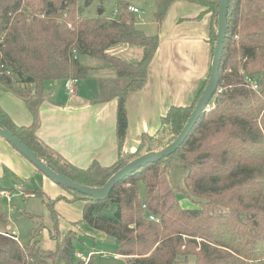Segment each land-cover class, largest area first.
Instances as JSON below:
<instances>
[{
    "label": "trees",
    "instance_id": "trees-1",
    "mask_svg": "<svg viewBox=\"0 0 264 264\" xmlns=\"http://www.w3.org/2000/svg\"><path fill=\"white\" fill-rule=\"evenodd\" d=\"M174 1L197 4L211 14L208 42L213 57L218 0H154L155 22H161ZM129 7L118 0L115 19L84 18L79 16L77 0H0V89L17 96L32 118L29 126L20 127L0 108V126L50 169L80 186L101 188L132 160L170 145L187 124L209 78L190 106L170 107L155 134L140 135L136 150L123 152L126 103L144 87L159 44L156 35L137 29ZM228 23L218 91L181 147L122 180L105 201L64 188L71 202L84 203L81 223L114 239V255L127 264H264V0H230ZM116 45L141 47V60L129 64L110 56L108 51ZM81 56L101 60L115 72V79L98 80L97 95L91 100L92 104L117 102V160L108 167L93 163L78 169L56 157L35 136L45 84L87 79L89 69L80 65ZM246 77L257 78V90L246 84ZM178 170L186 171L183 187L170 185L160 192L162 177L169 179ZM179 193L195 207L181 208ZM53 203L47 202L54 251L43 249L37 240L42 225L33 230L27 244H21L0 212V264L70 259L75 235L69 231L57 238ZM111 207L112 215L105 216Z\"/></svg>",
    "mask_w": 264,
    "mask_h": 264
},
{
    "label": "crops",
    "instance_id": "crops-1",
    "mask_svg": "<svg viewBox=\"0 0 264 264\" xmlns=\"http://www.w3.org/2000/svg\"><path fill=\"white\" fill-rule=\"evenodd\" d=\"M141 1L139 0V7L129 3L131 7L141 12L139 22L135 23V26L147 36L156 35L159 44L147 69L144 87L132 94L126 103L128 124L124 143L126 153H133L136 150L140 135L151 136L157 132L161 117L170 107H188L193 103L209 76L212 60L208 42L211 14L207 13L205 8L186 1H174L158 23L154 20L155 2L152 1L154 3L152 18L145 19L142 6L144 3ZM108 54L132 64L141 60L143 50L137 46L116 45ZM79 63L88 68L89 72L87 79L73 82L74 94L66 91L65 82L54 81L49 89L45 84L46 96L38 108L39 126L35 136L58 158L78 169H87L93 163L108 167L117 160L115 139L117 102L113 100L92 104L91 100L97 95L98 80L115 79V72L106 67L101 60L88 56L79 57ZM0 108L17 126H29L32 122L24 103L17 96L1 89ZM39 176L40 174L27 160L0 139V188L2 192L8 194L1 199L9 201L11 191L24 193V197L28 196L29 194L25 192L27 181ZM40 177L39 180L46 189L47 182L44 180L46 178ZM2 183L14 190L3 189ZM52 198L65 199V196L62 192H57ZM52 198L50 200L54 201ZM71 199L72 197L66 198L72 204L67 205V209L79 212L80 216L73 217L68 210L70 217L66 216L67 219L62 220V228L66 230L64 235L69 231L75 232L72 228H76L82 218L84 203H78L80 207L73 206L74 203L81 201L71 202ZM58 206L59 202L53 205L54 211L57 216H62ZM68 225L71 226L70 230L66 228ZM8 231L12 232L9 226ZM76 254L84 256L81 253ZM117 258L121 257L117 256L114 259Z\"/></svg>",
    "mask_w": 264,
    "mask_h": 264
},
{
    "label": "rangeland",
    "instance_id": "rangeland-1",
    "mask_svg": "<svg viewBox=\"0 0 264 264\" xmlns=\"http://www.w3.org/2000/svg\"><path fill=\"white\" fill-rule=\"evenodd\" d=\"M118 0H77L78 12L79 16L84 18H95L99 16H103L107 19H115L116 18V3ZM128 3L136 4L139 7V0H123ZM143 1V2H142ZM141 2L144 3L142 5L144 9L143 18L148 19L152 18V13L154 12V0H142ZM153 3V4H152ZM102 12V14H100ZM142 18V19H143ZM135 21L136 23L139 22V15L135 14ZM254 79L257 80L256 77ZM255 81V80H254ZM54 82L46 83V88L49 89V86H52ZM60 83V82H58ZM31 88H33L31 86ZM123 152L124 146H123ZM57 157V156H56ZM41 176V175H40ZM37 177L36 179L33 177L31 180L27 181L26 189L27 190H41L43 191L41 194H29L28 196L24 197L23 194H20L15 191H11L10 199H1L4 196L6 197L8 194L4 192H0V212H3L9 221V227L14 235L17 236L18 240L21 244H27L30 241L31 233L33 230L38 228L42 225V229L37 237V240L40 242V246L49 251H53L56 248V240H53L49 236V232L52 230V217L51 211L47 207V202L52 198L54 194L57 192H62L65 196V199H53L55 205L56 202H59L58 211L62 214V216H57V223H58V236L59 240L63 237L64 230L62 228L63 222L62 220H66V216H80L79 212H76L72 209H67V205L72 206L67 199H70V195L64 191L58 185L53 184L47 178L46 180L47 188L44 189L42 182L39 180L41 177ZM186 176V171L178 170L176 173H172L169 176V179L165 176L161 179V185L159 186V191L164 193L167 191V187L170 185L176 187H183V180ZM44 178V176H43ZM8 184V182H7ZM3 189L14 190L11 186L1 184ZM51 188V189H49ZM24 190V189H21ZM53 191V192H52ZM177 201L181 208L183 209H191L195 207V204L186 197L185 195L179 193L177 196ZM62 202V203H61ZM76 202L73 206H79ZM80 207V206H79ZM54 209V208H53ZM69 210V213H68ZM113 208H109V210L104 212L105 216H111L113 212ZM80 211V209H79ZM68 227V228H67ZM71 226H66L68 230H70ZM77 228V229H76ZM76 228H72L75 230L73 234L75 235V239L72 240V249L70 254V259L68 261L65 260H54L51 264H127L126 260L123 258L114 259V248L116 245V241L112 238H106L103 236L102 233L95 231L83 223L77 224ZM90 253H102L105 254L104 259H100L97 255L92 256L87 263L78 259V255L76 253H81L86 258ZM88 253V254H87ZM113 254V255H112ZM86 255V256H85ZM117 256H115L116 258ZM189 262H192V258H189Z\"/></svg>",
    "mask_w": 264,
    "mask_h": 264
},
{
    "label": "water",
    "instance_id": "water-1",
    "mask_svg": "<svg viewBox=\"0 0 264 264\" xmlns=\"http://www.w3.org/2000/svg\"><path fill=\"white\" fill-rule=\"evenodd\" d=\"M230 0H218V26L216 30V47L213 53V57L210 65V73L207 84L205 85L203 92L196 104L187 124L183 128L179 136L166 148L157 151L149 152L143 156H140L110 177V179L101 188H89L86 186H80L71 180L65 178L63 175L50 169L45 163H43L28 147H26L17 137H15L7 129L0 126V139L8 143L14 150L19 153L25 160H27L37 171H39L45 178L55 185L61 188L77 192L83 196H86L95 201H105L114 186L120 183L122 180L131 176L138 170L157 162L162 161L165 158L174 154L184 143L190 131L196 124L199 116L207 111V107L218 91V74L219 66L222 58L224 41L226 33L229 27L228 23V8ZM102 14V12H100Z\"/></svg>",
    "mask_w": 264,
    "mask_h": 264
},
{
    "label": "built area",
    "instance_id": "built-area-1",
    "mask_svg": "<svg viewBox=\"0 0 264 264\" xmlns=\"http://www.w3.org/2000/svg\"><path fill=\"white\" fill-rule=\"evenodd\" d=\"M128 11L130 13H133V14H140L141 12L135 8V7H129L128 8ZM73 82L72 80H68V81H65V89L66 91L69 93V94H74L75 93V89L73 87ZM245 82L246 84H248L253 90H257L258 89V84L256 82V80H252L251 78H245ZM149 219L150 220H153L154 218L152 216H149ZM94 255H97L99 258H104L105 257V254H102V253H89L88 256L86 258H83L82 255H78V259H81V261H84L85 263H87L89 261V259L94 256ZM115 258V255L113 256Z\"/></svg>",
    "mask_w": 264,
    "mask_h": 264
}]
</instances>
